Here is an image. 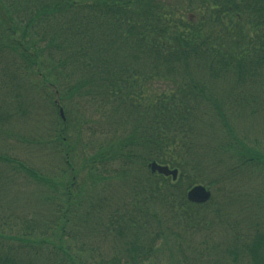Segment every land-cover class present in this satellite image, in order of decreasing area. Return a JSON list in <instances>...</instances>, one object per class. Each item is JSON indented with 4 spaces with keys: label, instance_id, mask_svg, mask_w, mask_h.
I'll use <instances>...</instances> for the list:
<instances>
[{
    "label": "trees",
    "instance_id": "obj_1",
    "mask_svg": "<svg viewBox=\"0 0 264 264\" xmlns=\"http://www.w3.org/2000/svg\"><path fill=\"white\" fill-rule=\"evenodd\" d=\"M260 176L264 0H0V264H264Z\"/></svg>",
    "mask_w": 264,
    "mask_h": 264
},
{
    "label": "rangeland",
    "instance_id": "obj_2",
    "mask_svg": "<svg viewBox=\"0 0 264 264\" xmlns=\"http://www.w3.org/2000/svg\"><path fill=\"white\" fill-rule=\"evenodd\" d=\"M5 144H8V145H10L11 144V142L8 140V141H3ZM19 150V153H22L23 151H21L20 149H18ZM15 153H18L17 152V150H16V152ZM207 173H209V172H207ZM206 173V174H207ZM180 176V170H179V172H178V176H177V178ZM209 181L210 182H214V176L213 175H210L209 176ZM257 180H259L258 182H257V185L255 186L256 187V190L257 189H259V191H258V197H259V193L261 192V191H264V176H260L259 178H257ZM203 182V181H202ZM204 183V182H203ZM214 185H216V186H218L217 184H214ZM216 186H213V187H211V190L213 191V195H221V193H223L222 191H217L216 190ZM234 190H236L235 192H233L232 193V195H234V194H239L240 195V193H245L246 192V190H243V189H240V187H237L236 189H234ZM109 191V189L108 188H106L105 189V193H107ZM215 192V193H214ZM264 193V192H263ZM238 195V196H239ZM246 196V195H245ZM220 197V196H219ZM259 198H261V197H259ZM254 202V201H253ZM255 203V202H254ZM263 203V202H262ZM256 204V203H255ZM264 204V203H263ZM236 205H230V206H225V205H223L220 209H219V212H220V214H221V216L224 218V219H226V220H229V221H231V222H237V218L236 217H234V214H237V213H235V208H237V207H235ZM261 207H263V208H261L262 210H261V216H262V219H263V222H262V225H263V227H264V205L263 206H261ZM249 210H251V209H249ZM256 214V213H255ZM246 226H247V228H251L253 225H252V223L251 222H248L247 224H246ZM217 230H222V229H220L219 227H217ZM217 235H220L219 233H217ZM197 238H200V235L199 234H197V236H196V239ZM105 246H107V245H105ZM174 257H175V254H173V252L172 251H168V252H166L165 254H163V255H161V257H157V259H163L162 261H161V263H159V264H170L173 260H174Z\"/></svg>",
    "mask_w": 264,
    "mask_h": 264
},
{
    "label": "water",
    "instance_id": "obj_3",
    "mask_svg": "<svg viewBox=\"0 0 264 264\" xmlns=\"http://www.w3.org/2000/svg\"><path fill=\"white\" fill-rule=\"evenodd\" d=\"M152 171H158L165 175H173L175 178L177 176V169H171L167 165H161L157 162H152L150 164ZM189 200L194 202H205L211 197V192L204 185H195L187 193Z\"/></svg>",
    "mask_w": 264,
    "mask_h": 264
}]
</instances>
